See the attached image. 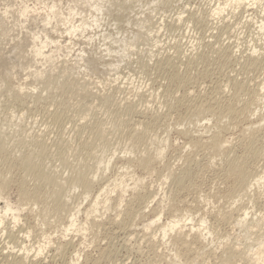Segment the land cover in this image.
I'll use <instances>...</instances> for the list:
<instances>
[{
    "label": "rangeland",
    "instance_id": "374dc122",
    "mask_svg": "<svg viewBox=\"0 0 264 264\" xmlns=\"http://www.w3.org/2000/svg\"><path fill=\"white\" fill-rule=\"evenodd\" d=\"M14 2L15 8L20 3L41 7L40 0ZM216 2L221 4L224 0H129L121 11H114L110 19L103 21L109 34H117L113 38L123 36L128 44L132 34L139 35L140 39H135L124 60L119 57L122 48L118 43L114 46L109 40L105 42L115 51L107 58L101 53L104 51L101 43L95 41L88 47L80 42L67 57L66 50L56 53L57 65L38 62L27 72V59H33L32 52L29 55L31 49L27 46L19 49V56L30 57L24 61V71L22 65L18 68L21 75L16 72L15 78L6 76L0 80V144L5 145L4 150L0 149V208L9 205L18 215L17 222H13L8 213L0 225V264H239L238 257L225 256L227 248L244 252V246L263 236L264 231H258L259 228L264 230L263 188H256L253 197L250 194L239 200L236 198L239 184L225 173L231 160L247 164L246 167L256 173H264V135L260 132V127L264 126V93L247 107V112L239 114L249 97L245 93L239 95L240 98L234 97L229 83L237 78L251 88L250 92L264 83V28L263 31L258 28L262 21L264 25L261 6L264 0L256 2L255 6L251 2L235 9L228 7L219 17H212ZM3 3L0 1L1 11ZM13 16L5 23L11 25L12 28L7 27L12 30L17 14ZM114 18L118 21H113ZM37 24L35 27L32 24L34 29L19 28L17 24L16 31L10 29V34L3 25L4 29L0 30L2 54H8L9 47L14 46L12 39L25 44L24 39L28 41L31 34L38 32ZM25 36L27 38H22ZM85 47L89 53L87 58L97 59L95 71L89 74H84L83 67L91 68V61L79 63L81 67L73 65L72 61ZM253 50L260 53V61H263L257 68L245 63ZM217 51L224 53L219 55ZM191 53L192 58H189ZM226 55L228 59L224 58ZM103 61L117 64V69L111 71L102 66ZM166 64L174 68L169 70ZM36 69L43 70V77L35 76ZM174 70L182 78L177 73L181 84L170 80ZM28 73L31 75L26 77ZM19 85L23 87L22 92ZM81 89L99 99L92 96L86 99L83 96L86 91ZM17 93H22L19 99L22 102ZM128 102L134 105L129 113L125 109ZM185 105H189L190 111ZM196 105L207 113H201V119L198 116V128L190 124ZM217 106L223 108V113L213 118L215 116L207 111ZM251 123L258 129L249 143L245 129ZM188 129L191 136L201 135L203 140L220 132L221 135L216 134L226 142V149L222 151L227 153L191 146L189 136L181 133ZM42 144L41 149L37 147ZM157 149H164L159 161L149 168L138 167V159L156 153ZM33 152L35 159L45 165L46 173H51L58 182L59 177L73 178L82 165L101 168L103 162L111 160L105 171L97 172L96 183L87 198L81 188L59 182L69 194V202L61 210L51 198L53 182L46 181L44 176L34 178L33 171L19 163ZM115 179L123 183L121 187L117 183V189L113 187ZM99 181L113 193L99 195L98 212L93 214L91 207L98 194ZM105 197L109 199L106 210L103 208ZM75 209L80 210L81 231L72 229L73 232L64 237L63 227ZM246 210L249 213L246 224L255 229L247 237L248 242L244 230L235 226L237 218ZM127 212L132 213V218L124 221ZM254 215H257L256 224ZM171 219H177L180 226L185 225L182 234L194 226L191 235L204 220L211 235L207 239L204 233L196 235L195 242L190 236L175 242L176 231H173L163 239L158 231ZM187 219L192 222H185ZM153 221L155 225H151ZM16 237L20 238L15 240ZM23 247L28 250L27 260L22 258ZM38 251L40 254L34 261Z\"/></svg>",
    "mask_w": 264,
    "mask_h": 264
},
{
    "label": "bare ground",
    "instance_id": "6f19581e",
    "mask_svg": "<svg viewBox=\"0 0 264 264\" xmlns=\"http://www.w3.org/2000/svg\"><path fill=\"white\" fill-rule=\"evenodd\" d=\"M2 1L3 3V10L1 11L0 9V30L3 28L4 29V26H11V25H7L5 24L7 21V19H11V17L16 13L17 14V19L20 20L22 19L20 22H17L19 28L21 26V28H24V29H31V27L33 26L32 24H34V27L36 26L37 23H40L41 25L37 24L39 30L38 32H34L33 34H31L32 36L31 39L30 37L29 40L27 41V39H24V42L25 44L27 43V45H25L23 42H21V38H20V42L18 40L13 41L14 39H12L10 42H14V45L13 47H9V53L3 55L2 52H4L2 49L0 50V80L3 78H5L6 76L8 77H13L15 78L14 76L17 74L16 72H18L19 75H21V73H19V67H24L22 68L25 69V65L24 64V61L27 59L28 55H25V56H19V49L23 50L24 47L22 46H27L29 47L28 49H31V51L29 52L31 55V52H32V57L33 59L31 58L30 59H27L28 62H30L31 64H28L27 62V67H26V71L27 69L30 70V69H33L34 67V64L36 63H41V64H46V63H50V64H56L57 65V58L55 57L56 56V53H59L60 50H66V53H65V56L67 57L68 55H70V53L72 52L73 48L77 45V43L82 44V46H88L90 47L89 45H91V43L95 42L96 43H101V46L104 47V51H101L105 53V55L107 56V58L109 57V54L110 53H114L115 51L112 49H110L109 46V43L106 45L105 42L107 40L111 41L112 43H114L113 45L115 46V43L119 44L120 47L122 48V52H121V56H119L120 58H124L125 55L127 54V52L129 51V49H131L133 46H134V41H136L135 39H137V37H139L138 34H132V38L130 39V43L128 44V42H126L123 38V36H120V38H113L115 35L117 34H114V33H111L109 34L105 29L106 28V24L103 23V21H106V18L108 20V17L110 19L111 17V14L114 13V11L117 12V10L121 11V8L126 5L127 3H129V0H122V1H118V0H66L62 2V0H58V1H55V0H50L49 2H39V5L41 7L39 8H36V6H31L29 7L28 5L24 4V3H20L17 8H15V6L17 5L14 0H0ZM39 1V0H37ZM46 1V0H45ZM216 1V0H215ZM261 0H224V2H220L221 4L217 3V5H215V7L211 10V16L212 17H219V15H222L225 11H226V8L230 7L232 9H235V8H238L239 6L243 5L244 3L246 4H249L251 5V2H252V6H255L256 2H259L260 3ZM219 2V1H218ZM250 2V3H249ZM264 3V2H263ZM161 4V3H160ZM2 5V4H1ZM35 5V3L33 4ZM37 5V4H36ZM257 5V4H256ZM262 6V13L264 12V4H261ZM38 7V5H37ZM246 7V6H245ZM244 7V8H245ZM14 10L16 11L14 13ZM14 13V14H13ZM42 13V14H40ZM150 14V13H149ZM140 15V14H139ZM147 15V14H146ZM114 16V15H113ZM14 17V16H13ZM16 17V15H15ZM14 17V18H15ZM141 18V17H140ZM147 18V17H146ZM145 18V19H146ZM16 19V20H17ZM115 19V18H114ZM113 21H118V20H114ZM144 19V18H143ZM16 20L13 22L14 25L13 27L15 26L17 28V24L15 23ZM39 20V21H38ZM139 20V19H138ZM142 20V19H141ZM144 21V20H142ZM263 22V21H262ZM260 23V25L258 26L259 28V31H263V28H264V25L263 23ZM10 23V21L8 22ZM20 23V24H19ZM107 23V22H106ZM127 23V22H126ZM132 23V22H131ZM136 23V21H135ZM138 23H141V22H138ZM137 23V24H138ZM143 23H146V22H143ZM142 23V24H143ZM5 24V25H4ZM11 24V23H10ZM135 24V25H137ZM4 25V26H3ZM111 25V24H110ZM141 25V24H140ZM3 26V27H2ZM108 26V25H107ZM9 27H7L9 29ZM15 27L13 28V30L11 29L12 26H11V30L14 31L15 30ZM34 27H32V29H34ZM140 27V26H139ZM5 28V29H7ZM37 28V29H38ZM105 28V29H104ZM114 28H115V25H114ZM2 29V30H3ZM9 29V30H10ZM11 30L9 31V34L11 33ZM19 30V29H18ZM99 30V31H98ZM122 30V29H121ZM6 31V30H4ZM16 31V30H15ZM26 31V30H25ZM31 31V30H29ZM36 31V30H35ZM107 33H106V32ZM18 32V31H17ZM22 34L24 31H21ZM6 33H8V30L6 31ZM13 33V32H12ZM20 33V32H19ZM27 32H25L26 34ZM28 36L30 34H27ZM123 35V34H122ZM19 36V34H18ZM22 38H27V36L25 37H22ZM128 38V37H127ZM18 39V37H17ZM117 39V40H115ZM119 39V40H118ZM140 39V37H139ZM1 41V40H0ZM18 41V42H17ZM27 41V42H26ZM108 42V41H107ZM2 43V41H1ZM24 44V45H23ZM112 45V44H111ZM117 45V46H119ZM1 46V45H0ZM11 46V45H10ZM95 46V45H94ZM100 46V48H101ZM116 46V47H117ZM108 47V48H107ZM1 48V47H0ZM11 48V49H10ZM26 48V47H25ZM87 47L81 49L79 51V53L75 55L76 59L72 60L73 61V65L75 66H78L79 63H82L84 61H91L90 65H92L91 68H87V67H83L84 68V74H89L88 72L90 71H95L94 69V65H96V60L92 61L93 58L92 57H88L90 58V60L87 58V55L89 54L87 52ZM95 48V47H94ZM114 48V47H113ZM119 48V47H118ZM117 48V49H118ZM121 48L119 50H121ZM91 49V48H90ZM115 49V48H114ZM20 50V52H21ZM116 50V49H115ZM25 51V50H24ZM90 51V50H88ZM220 51V50H219ZM219 51H217V54L219 53ZM222 51V50H221ZM225 51V50H224ZM27 52V54H28ZM95 53V51H93ZM98 52V51H97ZM117 52V51H116ZM26 53V52H24ZM24 53L22 55H24ZM88 53V54H87ZM119 53V52H118ZM117 53V54H118ZM224 53V52H223ZM222 53V54H223ZM2 54V55H1ZM120 54V53H119ZM219 53V55H222ZM260 53H257V51H254L252 52V54L249 56L248 55V58L246 60V64L247 65H250V66H253L254 68L256 67H260L259 65L264 61H260V58L261 57L259 55ZM263 54V53H262ZM261 54V55H262ZM58 55V54H57ZM95 55V54H94ZM228 55V54H227ZM224 57V58H227L228 57ZM63 56V55H62ZM93 56V55H91ZM115 56V55H114ZM187 56V55H186ZM192 56V53L191 55H189V58ZM194 56V55H193ZM218 56V55H217ZM26 57V58H25ZM70 57V56H69ZM86 57V58H85ZM95 57V56H93ZM198 57V56H197ZM196 57V58H197ZM220 59L222 58V56H218ZM264 57V56H263ZM30 58V57H28ZM74 58V57H73ZM92 58V59H91ZM192 58V57H191ZM201 58V57H200ZM262 58V57H261ZM86 59V60H85ZM202 59V58H201ZM230 59V58H229ZM243 59V58H242ZM30 60V61H29ZM102 60V59H101ZM124 60V59H123ZM168 60V59H167ZM189 60V59H188ZM224 60V59H223ZM222 60V61H223ZM231 60V59H230ZM169 61L168 60V64H169ZM172 61V60H171ZM174 61V60H173ZM202 61V60H201ZM226 61V60H225ZM104 62V61H103ZM175 62V61H174ZM177 62V61H176ZM236 62V61H234ZM241 62V61H240ZM244 62V61H243ZM60 63V62H59ZM66 63V62H65ZM110 63V62H109ZM167 63V62H166ZM179 63V62H178ZM69 64V63H68ZM103 64L105 65H102L104 67H107L108 69H111V71H115L117 69V64L115 65V63L113 64L111 62V65H109L108 63L104 62ZM126 64V63H125ZM171 64V63H170ZM37 65V64H36ZM49 65V64H48ZM100 65V64H99ZM225 65V64H224ZM41 66V65H40ZM172 66V67H171ZM167 65L166 64V68L169 67V70L170 68H174L173 65ZM177 66V64H176ZM241 66V65H240ZM39 67V66H38ZM60 67V66H59ZM69 67V66H68ZM78 67H81L80 65ZM96 67V66H95ZM164 67V68H165ZM264 67V65H263ZM43 68V67H42ZM53 70L54 69H57L56 67H52ZM63 68V67H62ZM61 68V69H62ZM73 68V67H72ZM98 68V67H97ZM106 68V69H107ZM178 68V66H177ZM244 68V67H243ZM38 69V68H37ZM35 70L34 72L37 74L35 76H42L44 72L42 71H38V70ZM51 69V67H50ZM60 69V68H59ZM66 70V68H64ZM20 70V71H22ZM101 70V69H100ZM168 70V69H167ZM176 70V69H175ZM173 71V74H172V78L170 80H172L173 83H175L177 85V83H180L182 79L180 77H178L177 73H175L176 71ZM257 70V69H256ZM24 71V70H23ZM25 71V72H26ZM50 71V70H49ZM102 71V70H101ZM28 72V71H27ZM110 72V71H109ZM210 72V71H209ZM31 73V71H30ZM32 74V73H31ZM31 74H26V77H29V75ZM104 74V73H103ZM208 74V73H207ZM235 74V73H234ZM97 75V74H96ZM17 76V75H16ZM33 77V76H32ZM43 77V76H42ZM235 77V76H234ZM34 78V77H33ZM211 78V77H210ZM228 79V77H227ZM231 79V78H230ZM237 78H233L231 81H229L231 87L233 88V93L235 96L234 97H239V95H241L242 93H245L246 96L249 97V100H247L246 104H244L243 106H241V110L239 109V114L241 112V114L247 112L249 106L254 103L260 93H264V83L260 86L257 85V87H260V89H256V90H252L251 92L249 91V88L248 89V86L245 84V82H240L238 80H236ZM245 79V78H244ZM246 80V79H245ZM122 81V80H121ZM227 81V80H226ZM170 82V81H169ZM92 83V82H91ZM93 84V83H92ZM124 84V83H123ZM172 84V83H171ZM181 84V83H180ZM185 84V82H184ZM211 84V83H210ZM99 85V84H98ZM129 85V84H128ZM222 85V84H221ZM226 85V84H225ZM80 86V85H79ZM127 86V85H126ZM171 86V85H170ZM212 86V85H211ZM220 86V85H219ZM218 86V87H219ZM227 86V85H226ZM225 86V87H226ZM229 86V85H228ZM115 87V85H114ZM217 87V88H218ZM101 88V87H100ZM119 88V87H118ZM175 88V87H174ZM182 88V86H181ZM180 88V89H181ZM116 89V88H115ZM212 89V88H211ZM33 90H35V88L33 87ZM83 90V89H81ZM174 90V89H173ZM23 91V87L22 85H19V92H22ZM86 90H83V92H85ZM215 91V90H214ZM24 93V92H23ZM217 93V92H215ZM252 93V94H251ZM22 93H20L21 95ZM76 94V93H75ZM86 97V99H90V96H92L89 92L86 91V93H84ZM188 94V93H187ZM213 94V93H212ZM243 94V95H245ZM251 96H250V95ZM17 95H19V93H17ZM19 95V98L18 100L21 98V96ZM25 95V94H24ZM23 95V96H24ZM138 95V93H137ZM216 95V94H215ZM106 99L109 98V95H104ZM202 96V95H201ZM210 96V95H209ZM212 96V95H211ZM210 96V98H211ZM217 96V95H216ZM17 97V96H16ZM84 97V98H85ZM93 97V96H92ZM95 97V96H94ZM93 97V98H94ZM91 98V100H94L95 98L98 100L99 98L95 97L94 99ZM215 98V97H214ZM220 99V97H218ZM244 98V97H243ZM192 99V98H191ZM199 99V98H198ZM216 99V98H215ZM214 99V100H215ZM232 99H234L232 97ZM231 99V100H232ZM242 99V98H241ZM179 100V99H178ZM213 100V102L215 103V101ZM217 100V99H216ZM221 100V99H220ZM238 100V98L236 99ZM21 101V100H19ZM180 101V100H179ZM198 101V100H197ZM209 101V100H208ZM207 101V102H208ZM219 101V100H218ZM222 101V100H221ZM241 101V100H240ZM239 101V102H240ZM243 101V99H242ZM245 101V100H244ZM243 101V102H244ZM22 102V101H21ZM217 102V101H216ZM25 103V102H24ZM23 103V104H24ZM174 103V102H173ZM192 102H190V105H191ZM212 103V102H211ZM235 103V102H234ZM186 104L187 103V100H186ZM199 104V103H198ZM205 104V103H204ZM219 104V103H217ZM237 104H238V101H237ZM25 105V104H24ZM126 105V104H125ZM179 105V104H178ZM181 105V104H180ZM203 105V104H202ZM221 105V104H219ZM232 105V104H231ZM230 105V106H231ZM134 105L131 104V103H127V108L125 107L126 109V112L128 111H131V108L133 107ZM187 106V105H185ZM197 106V105H196ZM205 106V105H204ZM215 106H216V103H215ZM188 107V110H189V105L187 106ZM186 107V109H187ZM192 107V106H191ZM198 107V108H197ZM195 109L196 110H192L193 112H195L193 115H192V119L190 120L191 121V125L194 127V128H198L200 126H198V122L200 120H197L198 119V116L202 115L203 112L205 111V109H203L202 107L200 106H197ZM222 107V106H221ZM248 107V108H247ZM201 108L203 110H201ZM207 108V107H206ZM176 109V108H175ZM178 109V108H177ZM223 108H220V106H217L215 107V109L211 110L209 109L207 112L208 114H211L215 117L213 118H217L216 116H220L222 113H223V110H221ZM186 111V110H185ZM190 111V110H189ZM257 112V111H255ZM202 113V114H201ZM206 113V111H205ZM207 114V113H206ZM229 114V113H228ZM231 114V113H230ZM233 116H235V113H232ZM253 115V114H252ZM199 116V117H200ZM238 116V115H237ZM251 116V115H250ZM204 117V116H203ZM239 117V116H238ZM244 118H245V115H244ZM248 118V117H247ZM246 118V119H247ZM155 119V118H154ZM201 119V117L199 118ZM249 119V118H248ZM184 121V120H183ZM194 123H193V122ZM196 121V122H195ZM262 121H264V118L262 119ZM137 122H142V121H137ZM181 123V122H180ZM147 124H148V121H147ZM189 124V125H190ZM259 124V123H258ZM137 125V124H135ZM142 125V124H141ZM147 125L144 124V127H146ZM202 126V125H201ZM260 126V125H259ZM263 126V125H262ZM138 127L139 124H138ZM143 127V126H142ZM141 127V128H142ZM143 127V128H144ZM218 127V126H217ZM247 128L245 129V133H247L249 135V143L250 141H253L252 139L255 137L254 134H256L257 132V129H258V126L257 128H255V125H252L249 124V126H246ZM216 128V127H215ZM220 128V126H219ZM262 129V127H260ZM260 129V132L263 133L264 135V126H263V129L261 130ZM216 130V129H215ZM221 130V129H220ZM244 130V129H243ZM177 131V130H176ZM218 132V131H217ZM216 132V133H217ZM182 135L184 136H189V142H190V145L192 144L195 148H200V147H203L204 148H208L210 150H214V151H225L224 149H226L224 147L225 145V141H222L221 138H219V135H221L220 133L219 135L216 134L214 132V135L212 134V136H210L207 140H203L202 136L199 135V136H191V133L188 130H184L183 132H181ZM180 133V134H181ZM193 133V132H192ZM196 133V132H195ZM244 133V132H243ZM260 134V133H259ZM247 135V136H248ZM262 135V136H263ZM183 136V137H184ZM6 138V137H5ZM224 139V138H223ZM102 140V139H101ZM101 143V142H100ZM104 143V142H103ZM106 143V142H105ZM166 143V141H165ZM191 145V146H192ZM38 148H42L44 147V144L42 145H37ZM248 147V145H247ZM5 148V145L3 144H0V149L4 150ZM229 150V148H227ZM223 150V151H222ZM42 151V150H41ZM227 151V150H226ZM229 152V151H228ZM164 153V149H157V152L152 154V155H149L147 154L145 157L143 158H140L138 159L139 160V166L138 167H143L144 168H149L150 166H152L153 163H155L156 161H159L161 158H162V155ZM223 153H227V152H223ZM39 154V153H37ZM36 154L33 152V153H28L26 154L23 158L20 159L19 163L22 167H25V168H29L30 170L33 171L34 173V178H38L39 176H44L45 177V180L48 181V182H53L54 184V189H53V192L51 194V198H53L54 202L57 204V206L61 209V210H64L67 206V198H69V194L68 192H66V189L64 188V184H61L59 182H62L64 181V183L66 184H69V185H72V188L74 187H78V188H81L80 190L84 191V194L86 195V198L88 195H90L89 193L91 192V188L92 186H94V181L96 180V176H97V172L101 169V171H105L107 169V166L108 164L110 163V160H107L106 162H103V166L101 168L99 167H95L94 168H91L89 166H84L82 165L81 167H79L78 169H76V173H75V176H73V178L69 177V179H63L61 177L58 178L59 182L56 180L57 178L53 175H51V173H46L45 169V165H43L42 162H39L38 160H36ZM36 158V159H35ZM35 159V160H34ZM38 161V162H36ZM246 163V162H245ZM245 165V164H244ZM242 162L240 161H237V160H231L230 164H229V168L227 170V172L225 173V175L227 177H234L235 181L239 184L240 186V190L238 191L237 193V196L236 198H242V197H248L250 194L252 195L253 197V193L255 192L256 188L257 190H259L260 187L263 188L264 190V173H256L252 170H249L248 169V166L246 167V165L244 166ZM75 170V169H74ZM127 170V169H125ZM100 171V172H101ZM72 172V171H71ZM73 173V175H74ZM71 176V175H70ZM124 177H121V179H123ZM98 180V179H97ZM25 182V181H24ZM98 183V182H97ZM107 183V182H106ZM117 183H119V187H121V185H123V183H121V181H117L115 179V181H113V187H115V185H117ZM98 185V194H97V197H95V202L92 204L93 207H91V209H93V214L94 213H97V207L99 205H97V201H99V199L101 197H99V195H101L102 193H113V191H108V189H110V187H108L107 185H102V183L99 181V183L97 184ZM136 185V184H135ZM128 187H125V191H127ZM115 189H117V187H115ZM82 191V192H83ZM121 191V189H120ZM125 191H123V193H125ZM253 192V193H252ZM83 194V195H84ZM147 194V193H146ZM145 194V195H146ZM84 195V196H85ZM149 195V194H148ZM146 195V196H148ZM107 197H109V195H107ZM107 197H105V203H103L104 205V209L106 210L107 209V206H105L108 202H109V199H107ZM142 197V196H141ZM145 197V196H144ZM142 199V198H140ZM147 200V199H146ZM145 200V201H146ZM144 201V202H145ZM251 202V201H250ZM234 204V203H233ZM147 208V206L145 207ZM91 209H89V217L91 216ZM76 210V209H75ZM18 212V210H17ZM11 214L12 215V220L13 222H17L18 220V215L14 214L11 206L9 205H5L4 207L0 208V225L2 224V221L4 219V217L7 215V214ZM80 214V210H76V212L74 214H72L70 216V219L68 221V224L66 226L63 227V234H64V237L67 236L68 233L70 232H73V231H70L72 229H77V231H81V223L80 221L78 220V215ZM161 214H159L160 216ZM242 215V214H241ZM87 216V215H86ZM125 219L124 221L126 220H131L130 218H132V213L131 212H127L125 214ZM187 217V216H186ZM263 217V216H262ZM247 218H249V213L246 211H244L243 213V216L240 218L238 217L237 218V221L235 226L236 227H239L240 229H243L244 232H245V238H246V241L248 240V236L251 234L252 235V231L255 230L251 227H248L247 226ZM89 219V218H88ZM256 219H257V215H254L253 217V223L256 224ZM123 220V218H122ZM156 221V220H155ZM155 221L151 222V225H155ZM159 222V218L157 220ZM192 222V219H187L185 222ZM121 222V221H120ZM130 222V221H129ZM128 223V221H127ZM126 223V224H127ZM150 223V222H149ZM249 223H251V221H249ZM118 224L122 225V223H119ZM85 226V224L83 223V227ZM124 226V224H123ZM127 227V225H125ZM185 227L184 226H180V223L177 222V219H171L169 222H167L166 225H163L160 227L159 229V233H161V236L162 238L164 239L165 237H168L169 236V233L173 232V231H176V236L174 237V241L175 242H178V241H181L182 238H184L186 240V238L188 236L192 237V240L195 242V239L197 238L196 235H202V233H204L205 235V239H207V237H210L211 233H209V228L207 227V229L205 228V222L204 220L201 221V227H197L196 230L194 231L195 233L193 235H191V233L193 232V229H194V226H190V228L188 229V233L186 232V234H182V229ZM256 227V225H255ZM124 229V228H123ZM84 230V229H83ZM111 230V229H110ZM122 230V229H121ZM108 231V230H107ZM259 232L261 231H264L262 228H259L258 229ZM110 233V232H109ZM198 233V234H197ZM124 234V233H123ZM13 235V234H12ZM11 235V236H12ZM19 235V234H18ZM17 235V236H18ZM128 235V234H127ZM10 236V237H11ZM14 236V235H13ZM203 236V235H202ZM243 236V237H244ZM15 237V236H14ZM14 237L11 238L12 240H14ZM28 237V236H27ZM120 237V236H119ZM124 237V236H123ZM133 237V236H132ZM250 237V236H249ZM252 237V236H251ZM17 238H20V237H16L15 240ZM205 239H203V241H205ZM250 240V239H249ZM14 242V241H13ZM13 242H11L13 244ZM188 242V241H187ZM248 242V241H247ZM9 243V242H8ZM250 243V242H249ZM246 249L240 252H232L231 250H229L227 248V251L228 252H225V256L228 257V255L232 258H236L238 257L239 258V264H264V232H263V236H258V238L254 241L251 242V244H248L247 246H244L243 249ZM41 251V250H39ZM36 252V254L34 255V261L35 259L38 258L40 252ZM21 253H22V258L25 257L24 260H27L26 256L28 255V250L23 247L21 249ZM2 254V253H1ZM4 255V254H3ZM19 256V255H18ZM176 257H178V254H175ZM241 256H243V258H241ZM175 258V257H174ZM244 261V262H242ZM76 263V262H75ZM122 263V262H121ZM238 264V263H237Z\"/></svg>",
    "mask_w": 264,
    "mask_h": 264
}]
</instances>
